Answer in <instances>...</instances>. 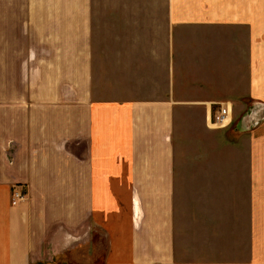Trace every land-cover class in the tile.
Returning <instances> with one entry per match:
<instances>
[{"label": "crops", "instance_id": "obj_1", "mask_svg": "<svg viewBox=\"0 0 264 264\" xmlns=\"http://www.w3.org/2000/svg\"><path fill=\"white\" fill-rule=\"evenodd\" d=\"M257 107L264 0H0V264H264Z\"/></svg>", "mask_w": 264, "mask_h": 264}, {"label": "built area", "instance_id": "obj_2", "mask_svg": "<svg viewBox=\"0 0 264 264\" xmlns=\"http://www.w3.org/2000/svg\"><path fill=\"white\" fill-rule=\"evenodd\" d=\"M231 116V112L229 107L220 106L218 112L214 116V123L218 126H223L226 123L227 118L229 119ZM27 187L23 185L13 186L12 194H11V204L13 207L19 206L26 198Z\"/></svg>", "mask_w": 264, "mask_h": 264}, {"label": "water", "instance_id": "obj_3", "mask_svg": "<svg viewBox=\"0 0 264 264\" xmlns=\"http://www.w3.org/2000/svg\"><path fill=\"white\" fill-rule=\"evenodd\" d=\"M264 121V107H257L251 114L246 115L242 120L246 130H253Z\"/></svg>", "mask_w": 264, "mask_h": 264}, {"label": "rangeland", "instance_id": "obj_4", "mask_svg": "<svg viewBox=\"0 0 264 264\" xmlns=\"http://www.w3.org/2000/svg\"><path fill=\"white\" fill-rule=\"evenodd\" d=\"M254 53L255 52H253V54ZM230 112H231V110H230ZM232 123H233V119H232V115H231L229 119L227 118L226 123L223 126H220L221 128H219V129L220 130L227 129ZM9 147H11V145ZM27 201H28V197L20 205L26 203Z\"/></svg>", "mask_w": 264, "mask_h": 264}]
</instances>
